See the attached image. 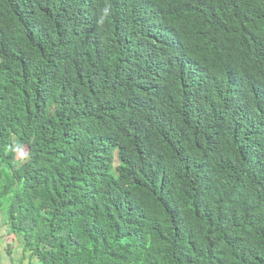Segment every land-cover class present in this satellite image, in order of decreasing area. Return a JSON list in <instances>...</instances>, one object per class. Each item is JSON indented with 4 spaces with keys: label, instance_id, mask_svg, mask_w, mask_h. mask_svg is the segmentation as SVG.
<instances>
[{
    "label": "trees",
    "instance_id": "1",
    "mask_svg": "<svg viewBox=\"0 0 264 264\" xmlns=\"http://www.w3.org/2000/svg\"><path fill=\"white\" fill-rule=\"evenodd\" d=\"M171 2L0 0V212L42 264H264V0Z\"/></svg>",
    "mask_w": 264,
    "mask_h": 264
},
{
    "label": "crops",
    "instance_id": "2",
    "mask_svg": "<svg viewBox=\"0 0 264 264\" xmlns=\"http://www.w3.org/2000/svg\"><path fill=\"white\" fill-rule=\"evenodd\" d=\"M0 264H42L38 256L24 248L23 239L11 232L8 220L1 212Z\"/></svg>",
    "mask_w": 264,
    "mask_h": 264
},
{
    "label": "clouds",
    "instance_id": "3",
    "mask_svg": "<svg viewBox=\"0 0 264 264\" xmlns=\"http://www.w3.org/2000/svg\"><path fill=\"white\" fill-rule=\"evenodd\" d=\"M192 0H180L179 5L174 6L171 3L167 5L166 11L164 12L166 16L168 17V21H174V20H181L186 18L188 15V12L186 11L187 6H191ZM181 5V6H180ZM107 13V10H105ZM208 43L216 50L217 53H219V56H232L234 57L237 52L240 49V44L234 40L233 38L226 37L217 33L208 34L206 36ZM243 53V52H242ZM264 54V51H263ZM245 59L248 57H252L256 60V62L259 61L260 55L262 57V52H247L243 53ZM192 74V73H191ZM191 74H188V78ZM191 79V76H190Z\"/></svg>",
    "mask_w": 264,
    "mask_h": 264
},
{
    "label": "rangeland",
    "instance_id": "4",
    "mask_svg": "<svg viewBox=\"0 0 264 264\" xmlns=\"http://www.w3.org/2000/svg\"><path fill=\"white\" fill-rule=\"evenodd\" d=\"M19 155L21 156V155H23V153L22 154H19Z\"/></svg>",
    "mask_w": 264,
    "mask_h": 264
}]
</instances>
